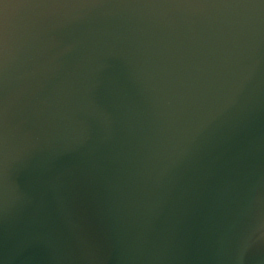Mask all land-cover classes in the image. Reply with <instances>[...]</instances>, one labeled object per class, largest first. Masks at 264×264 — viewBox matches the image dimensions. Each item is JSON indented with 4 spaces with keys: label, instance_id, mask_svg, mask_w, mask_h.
I'll return each mask as SVG.
<instances>
[{
    "label": "water",
    "instance_id": "water-1",
    "mask_svg": "<svg viewBox=\"0 0 264 264\" xmlns=\"http://www.w3.org/2000/svg\"><path fill=\"white\" fill-rule=\"evenodd\" d=\"M0 264H264V0H0Z\"/></svg>",
    "mask_w": 264,
    "mask_h": 264
}]
</instances>
